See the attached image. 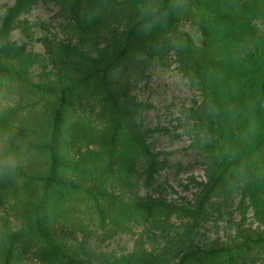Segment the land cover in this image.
Segmentation results:
<instances>
[{
	"label": "rangeland",
	"instance_id": "374dc122",
	"mask_svg": "<svg viewBox=\"0 0 264 264\" xmlns=\"http://www.w3.org/2000/svg\"><path fill=\"white\" fill-rule=\"evenodd\" d=\"M138 1L143 8L146 0ZM18 2L0 0V33L8 21L7 36L0 42V67L14 69L44 88H58L81 79L84 69L66 59L55 64L53 47L68 48L99 65L107 64L108 30L91 41L71 38L63 30L66 22L57 2L27 0L17 8ZM153 2L159 6L161 0ZM214 2L230 12L228 18L240 40L252 39L257 49L264 51V0ZM111 27L122 30L116 23ZM182 33L197 47L204 46V31L197 23L168 18L142 46L145 50L151 42L158 45L146 54L150 67L145 75L140 81L126 82L127 94L118 93L121 103L143 107L134 116L133 126L156 162L153 177L148 164L137 162L132 171L135 186L111 189L136 209L125 229L102 226L92 202L83 195L66 200L75 221L84 228L73 242L81 250L84 264L178 259L176 255L182 256L193 246L204 251L230 249L231 253L198 257L189 264H264V150L252 152L253 145H239L224 131L229 120L226 106L233 104L231 81L221 78V70L215 73L211 59L201 65L188 55L177 41ZM56 103V97L42 98L20 84L0 89V131L10 132L12 146L23 150L22 166L11 174L0 173V192L9 194L0 206V264L16 234L22 241L15 244L14 251L24 254L22 264H48L43 244L25 231L28 209L38 201L42 188L26 184L30 177L48 175L49 155L29 148L48 141ZM86 104L76 106L66 117L60 161L68 166L90 154H105L104 169L114 166L107 183L111 188L119 184L117 177L125 171L130 153L116 155L118 145L111 156V130L97 118L100 107L95 101ZM75 119L83 120L91 137L71 147L69 140L77 133ZM240 158H245L242 164L230 171L217 194L203 203L206 191ZM64 176L73 180L70 174ZM18 189L15 198L12 192ZM146 206L152 207L150 214L142 210ZM48 226L52 231V219Z\"/></svg>",
	"mask_w": 264,
	"mask_h": 264
},
{
	"label": "trees",
	"instance_id": "16d2710c",
	"mask_svg": "<svg viewBox=\"0 0 264 264\" xmlns=\"http://www.w3.org/2000/svg\"><path fill=\"white\" fill-rule=\"evenodd\" d=\"M26 1L19 0L17 8ZM52 1L61 7L60 16L66 22L63 30L69 37L91 41L101 37L106 30L110 32L111 37L104 50L109 56V61L106 65H99L96 60L68 48L53 47L51 55L55 64L66 59L71 64L81 66L84 69L81 79L63 87L44 88L28 81L14 69L0 67V89L10 84H20L42 98L57 99L48 141L29 148L34 152L47 153L51 164L46 177H30L27 180V187L35 184L41 186L42 190L38 201L28 209L25 231L34 234L38 242L43 244L48 264H84L80 258L81 250L73 246V242L78 240V235L84 228L75 221L70 212L72 208L66 206V200L69 202L74 196L83 195L92 202L102 226L112 225L117 230H123L124 224L136 209L131 208L111 189H132L135 186L132 171L137 162L148 164L149 175L152 177L156 171L155 160L143 142L141 133L133 126L134 116L141 112L143 107L133 103L123 104L118 99V93L123 91L127 94L124 91L126 82L131 79L140 81L150 67L146 54L157 50L158 45L151 42V46L146 45V49L142 50L143 44L151 41L148 37L155 35L156 30L165 24L168 18L188 20L203 29L205 42L202 48L197 47L184 33L180 34L182 37H177V41L199 64L203 65L205 59H211L215 73L221 70V78L231 81L230 103L233 104L226 106L229 120L224 126V131H228L239 145H253L252 152L264 150V51L257 49L254 40L242 41L238 38L237 28L228 18L230 12L214 0H180L179 9L170 7L172 0H161L158 7L163 16L159 23L147 32L141 30L143 8L138 0ZM112 23H116L122 30H114ZM7 31L8 21L0 33V42L6 38ZM213 76L215 77L214 73ZM91 101H95L100 107L97 118L111 130V156L115 155L118 145L120 150L116 155L130 153L125 171L122 176L117 177L119 184L114 183L111 188L107 183L111 179L109 175L114 173V166L109 164L107 169H104L105 154H90L68 166H63L60 161L59 149L63 141L66 117L76 106L81 107L86 102L87 106ZM82 121H74L73 126L77 133L69 140L71 147H76L78 143L91 137V133H86ZM245 158L231 163L220 174L213 187L203 196V203L217 194L226 175L236 170ZM66 173L70 174L74 181L64 176ZM19 194L20 189L12 192L15 198H18ZM8 197V192H0V206L5 205ZM151 209V206L142 208L149 214ZM50 219L53 222L52 231H49L48 226ZM21 241L20 234L14 235L3 264H22L24 254L14 251L15 244ZM230 251H204L193 246L184 250L182 256L176 255L178 259L163 258L160 261L141 264H189L198 257L231 253Z\"/></svg>",
	"mask_w": 264,
	"mask_h": 264
},
{
	"label": "clouds",
	"instance_id": "9594fccd",
	"mask_svg": "<svg viewBox=\"0 0 264 264\" xmlns=\"http://www.w3.org/2000/svg\"><path fill=\"white\" fill-rule=\"evenodd\" d=\"M170 7L179 9L181 7L180 0H172ZM163 14L153 0H146V3L141 10L143 23L141 24L142 31H150L161 20ZM22 149L13 147L11 143V133L8 131H0V173L11 174L16 169L22 166Z\"/></svg>",
	"mask_w": 264,
	"mask_h": 264
}]
</instances>
